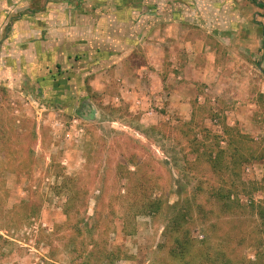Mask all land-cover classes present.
<instances>
[{"label": "rangeland", "instance_id": "1", "mask_svg": "<svg viewBox=\"0 0 264 264\" xmlns=\"http://www.w3.org/2000/svg\"><path fill=\"white\" fill-rule=\"evenodd\" d=\"M164 25L193 109L152 124L123 57ZM198 43L201 75L185 62ZM183 201L186 260L167 234ZM185 262L264 264V8L0 0V264Z\"/></svg>", "mask_w": 264, "mask_h": 264}, {"label": "crops", "instance_id": "2", "mask_svg": "<svg viewBox=\"0 0 264 264\" xmlns=\"http://www.w3.org/2000/svg\"><path fill=\"white\" fill-rule=\"evenodd\" d=\"M134 13L137 14L138 11H135ZM100 25L105 26V22H101ZM173 29L175 28H170V30ZM162 30H164L165 36H163V39L159 40L162 42L161 44L150 42L149 37L136 34L137 41L133 43L131 51L123 57L125 58V66H127L128 63V60L126 59H135V56L137 55L139 62L142 63L136 64V66L135 64H130L134 69L135 74L133 76L131 74L126 75V91L130 92L136 102L141 99L140 104L144 105L142 109L148 113L145 115V117H148L146 121L150 123L153 122L152 124H154L155 121L147 115H159V113H162L159 112L160 108H165L167 114L181 116L187 115V117L191 115L193 109L192 99L194 97L186 89L190 86L195 87V85L190 83H187L186 85L178 83L177 79L179 78L177 77L176 72L170 69L166 73L165 68L163 67V63L165 62L164 59L167 56V25H164ZM170 32L172 33L173 31ZM130 36L132 42L133 39H135L134 32ZM134 45L137 47L134 48ZM126 46H128V44H126ZM196 46L195 50L193 52L191 51L190 55L194 60H192V62L186 60L185 62L191 64V70L197 74L201 75L203 73H208L207 68L209 65L207 64L204 69V66H201L198 62V58L201 57L200 46L202 45L201 43H198ZM147 49L150 51V54L148 57H145V54H141V52H147ZM142 59L145 62H142ZM175 66L176 65L174 64L171 65V67ZM127 86H130L132 90ZM144 90H147V92ZM165 100L167 101L165 102ZM188 111H190V113H188Z\"/></svg>", "mask_w": 264, "mask_h": 264}, {"label": "trees", "instance_id": "3", "mask_svg": "<svg viewBox=\"0 0 264 264\" xmlns=\"http://www.w3.org/2000/svg\"><path fill=\"white\" fill-rule=\"evenodd\" d=\"M253 4H255L259 8H264V4L259 2V0H250ZM187 201V199L185 200ZM171 211V217L168 220L167 225V234L171 236V255L173 257H178L181 260H186L189 256V246L190 245V231H186L184 229L185 223V214L186 211V202L176 203L172 206H169ZM187 235V236H186ZM186 264V262L184 263Z\"/></svg>", "mask_w": 264, "mask_h": 264}]
</instances>
